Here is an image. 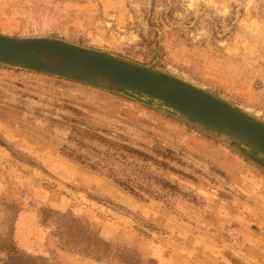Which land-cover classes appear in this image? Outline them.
I'll return each mask as SVG.
<instances>
[{"label": "rangeland", "instance_id": "374dc122", "mask_svg": "<svg viewBox=\"0 0 264 264\" xmlns=\"http://www.w3.org/2000/svg\"><path fill=\"white\" fill-rule=\"evenodd\" d=\"M0 34L161 71L264 123V0H0ZM89 128L110 144L77 145ZM94 237L108 246L80 249ZM11 245L40 264H264V156L140 94L0 64V250Z\"/></svg>", "mask_w": 264, "mask_h": 264}, {"label": "water", "instance_id": "95a60500", "mask_svg": "<svg viewBox=\"0 0 264 264\" xmlns=\"http://www.w3.org/2000/svg\"><path fill=\"white\" fill-rule=\"evenodd\" d=\"M0 64L108 90L140 94L264 156V123L161 71L47 36L1 34Z\"/></svg>", "mask_w": 264, "mask_h": 264}, {"label": "trees", "instance_id": "16d2710c", "mask_svg": "<svg viewBox=\"0 0 264 264\" xmlns=\"http://www.w3.org/2000/svg\"><path fill=\"white\" fill-rule=\"evenodd\" d=\"M96 131H99L97 129H93V128H89L87 130H83V133H77L79 135L75 136L74 138H76V144L77 145H84V140L85 138H88V140H92V139H96V140H100L102 142H104L105 144H110V142L104 140V138H102L101 136H98L96 134ZM136 153V152H134ZM67 156L77 160L78 162L82 163V164H86L90 169L92 170H97V171H101L104 172L106 169V173L112 177L114 179V182L120 186L121 188L125 189L126 191H128L130 194L139 197L140 199L143 198V196L139 195L138 192L141 191L142 188V184H137L135 179L132 178H127L126 180H122L121 178L116 177L115 173L113 172V169L110 168L109 166H107L106 164H103L100 160L96 161V162H91V160L88 158V156H85L83 154H78L76 151L74 150H70L69 152H67ZM154 161L156 164H160L162 166H165L166 164H164L163 162H158L156 160H152ZM159 183L161 185V188H171L172 190H175L176 187L172 186L171 184L167 183L164 180H159ZM149 188H147L148 191ZM50 210L46 209V208H42L40 210V217L42 218V221L44 222L46 219V216H48L50 214ZM95 238V237H94ZM94 242H90L92 245H84L82 246L83 250H87L91 247V248H95V247H100V246H108L106 245V243L104 242H98V238L93 239ZM75 247L71 246V248ZM0 253H6L4 257L0 256V264H40L39 262V258L38 257H33V256H28L26 254H24V252L22 253L20 250L14 248L13 245L8 246L6 248H3L2 250H0ZM128 264H141L142 261L139 258H130L129 262H127ZM41 264H44L41 262Z\"/></svg>", "mask_w": 264, "mask_h": 264}]
</instances>
